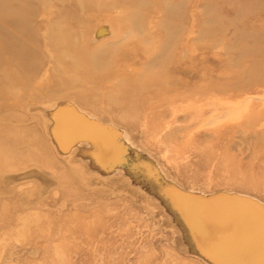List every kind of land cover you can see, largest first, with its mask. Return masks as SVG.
Listing matches in <instances>:
<instances>
[{"label": "rangeland", "instance_id": "rangeland-1", "mask_svg": "<svg viewBox=\"0 0 264 264\" xmlns=\"http://www.w3.org/2000/svg\"><path fill=\"white\" fill-rule=\"evenodd\" d=\"M33 5L39 72L0 124V264H264V0ZM52 26L93 38L89 102L73 57L51 65Z\"/></svg>", "mask_w": 264, "mask_h": 264}, {"label": "bare ground", "instance_id": "bare-ground-1", "mask_svg": "<svg viewBox=\"0 0 264 264\" xmlns=\"http://www.w3.org/2000/svg\"><path fill=\"white\" fill-rule=\"evenodd\" d=\"M44 1L45 0H0V106L3 108H7V112L0 119V124L5 125V122H7L10 119V117H12V116L16 117L17 121H19V122L22 121V116L17 115V113H18L17 109L19 108V105L21 104V102H23V101L27 102L28 101L32 85L37 78L36 77L37 73L39 72L38 66H39L41 58H42L40 56L41 55L40 50L37 47H35V45H34V44H37V40H35L36 39L35 38V30H34V27L32 26V18L34 16V13L36 12L33 4L34 3L41 4ZM80 5H82V4H80ZM132 5H133V3H132ZM136 5H137V3L133 6H136ZM139 6H137V9H139ZM127 8H128V6H127ZM137 9H136V11H137ZM136 11H135V14L138 15V13H136ZM167 11L169 12V10H167ZM138 12L140 13L141 11L138 10ZM170 14H169V16H171ZM131 15H133V14H131ZM137 15L135 18H137ZM141 16H143V14ZM130 17L134 18L133 16H129L128 18H130ZM173 18H174V16H173ZM142 20H144V19H141V21ZM129 22H131V21H129ZM165 23L167 24L166 21H165ZM140 24L142 25V23H140ZM140 24L138 23V25H140ZM127 27L130 29V26H127ZM139 28L143 29V26H142V28H141V26H139ZM62 33L63 34L68 33V36L66 37ZM127 33H129V32H127ZM127 33L125 34V36L128 35ZM138 34H139V32L137 33V35ZM74 35L75 34H73L71 32V28L67 29L66 32L59 31V28H56L55 26L54 27L52 26L50 28V30L48 31L49 42H48L47 46L49 47V49L51 50V53L53 54V57L55 58V61L51 62V65H54V63L59 62V61L64 62L65 56H67V55L73 57L74 60L72 63H73V66H75V68H76V73L80 67H82L81 68L82 71L79 74L80 75L79 77H78V73L74 74V73H70L69 71H63V73L69 72L70 74L75 75L74 77H67L64 83H65V85H68L69 87H71L73 82H75L76 78L78 77V79H77V83L79 86L78 94L80 95L82 101L89 102L90 101L89 96H96V94H98V92H100V90L98 89L99 86L97 85L98 82L104 81L103 77H97L95 75L96 69L98 68L99 65H101L103 63V61L101 62L99 60L100 58L99 59L97 58L101 62L100 63L97 59H93L91 57L97 51L96 50L97 48H94L92 45H90V43H88L91 39H93L91 36H89L87 41L84 42L81 46H79V45L77 46L78 42H76L74 40V38H73V37H75ZM35 41H36V43H35ZM109 48H111V47H109ZM105 50H107V49H105ZM115 51H114V53H115ZM166 56H165V58H166ZM94 57H97V56H94ZM160 58H162V56H160ZM160 58H159V61H160ZM165 60H167V59H165ZM159 61H157V62H159ZM163 62L164 61H162V64H163ZM159 63H160V65H162L161 62H159ZM151 64L156 65L157 63H151ZM148 65H146V66H148ZM64 66H68V64L66 65V62H64ZM150 67L154 68L151 65H150ZM64 70H67V69L65 68ZM142 78H140V79H142ZM90 84H93V85L90 86ZM17 87H20L22 89V93L18 94L15 92V89ZM132 95L133 94H130L129 97H131ZM107 102L111 108L115 107L117 109L118 108L120 109L122 107L120 105V103L118 101L114 100L111 96H108ZM66 104L67 105L69 104V106H70V103H65L64 105L60 104L61 106H58L57 109L52 110L50 112V115H49V116H51V118L53 120L56 121V125L53 128L51 127L52 129H50V127H49V129H50L52 135L55 137V139H56V137H58V139H56L57 142L63 143V145L69 143V141L73 139V136L76 135L74 133H71V131H68L67 137H65V136H63V134H59V132L57 131V127L62 126L63 121L66 117V116L64 117L65 110L69 109V110L73 111V108L69 107V106L67 107ZM83 105H85V104H83ZM88 105H89V103H88ZM77 110H79V109H77ZM103 114H105V113H103ZM45 125L47 126V124H45ZM70 126H71V128H73L74 124L71 122ZM93 127H95V126H93ZM47 128H48V126L46 127V130H47ZM89 129L90 128L87 127L86 125H84L82 120H80V126L78 127L77 134L82 133V135H84V132L88 133ZM104 137L105 136H103V138ZM59 146H61V145H59ZM5 157H6V154L0 153V166L6 165ZM255 244H256L255 245L256 248L257 247L260 248L262 243L256 242Z\"/></svg>", "mask_w": 264, "mask_h": 264}]
</instances>
